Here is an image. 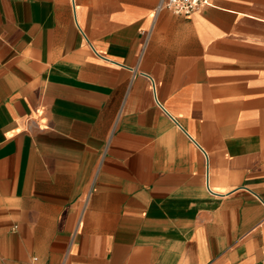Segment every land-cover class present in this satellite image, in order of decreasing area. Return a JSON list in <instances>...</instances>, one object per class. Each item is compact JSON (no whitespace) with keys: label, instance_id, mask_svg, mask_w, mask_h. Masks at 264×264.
<instances>
[{"label":"crops","instance_id":"crops-1","mask_svg":"<svg viewBox=\"0 0 264 264\" xmlns=\"http://www.w3.org/2000/svg\"><path fill=\"white\" fill-rule=\"evenodd\" d=\"M0 0V264H264V0Z\"/></svg>","mask_w":264,"mask_h":264},{"label":"built area","instance_id":"built-area-1","mask_svg":"<svg viewBox=\"0 0 264 264\" xmlns=\"http://www.w3.org/2000/svg\"><path fill=\"white\" fill-rule=\"evenodd\" d=\"M211 4V0H157L156 14L169 10L177 15L191 16L204 6Z\"/></svg>","mask_w":264,"mask_h":264}]
</instances>
